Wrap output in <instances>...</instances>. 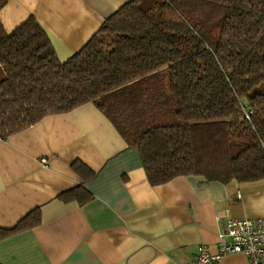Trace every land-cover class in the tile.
Returning a JSON list of instances; mask_svg holds the SVG:
<instances>
[{
    "label": "trees",
    "instance_id": "1",
    "mask_svg": "<svg viewBox=\"0 0 264 264\" xmlns=\"http://www.w3.org/2000/svg\"><path fill=\"white\" fill-rule=\"evenodd\" d=\"M90 101L140 150L152 185L264 178V0H131L66 61L34 16L0 32V137ZM40 220L37 208L0 226V240Z\"/></svg>",
    "mask_w": 264,
    "mask_h": 264
},
{
    "label": "crops",
    "instance_id": "2",
    "mask_svg": "<svg viewBox=\"0 0 264 264\" xmlns=\"http://www.w3.org/2000/svg\"><path fill=\"white\" fill-rule=\"evenodd\" d=\"M129 1L4 0L0 32L34 16L66 61ZM75 161L93 175L75 171ZM79 185L92 194L88 202L60 198ZM37 208L39 224L0 240V263L185 264L201 245L218 251L229 217H264V178L189 174L152 185L140 150L90 101L0 137V226L13 228ZM216 264L251 261L235 253Z\"/></svg>",
    "mask_w": 264,
    "mask_h": 264
},
{
    "label": "built area",
    "instance_id": "3",
    "mask_svg": "<svg viewBox=\"0 0 264 264\" xmlns=\"http://www.w3.org/2000/svg\"><path fill=\"white\" fill-rule=\"evenodd\" d=\"M235 253L247 255L251 264H264V217H229L225 230L219 234L218 251L212 253L207 245H201L197 257L185 264H216Z\"/></svg>",
    "mask_w": 264,
    "mask_h": 264
}]
</instances>
